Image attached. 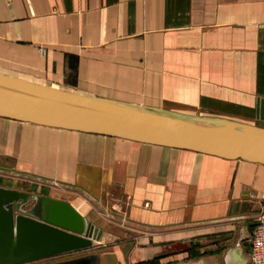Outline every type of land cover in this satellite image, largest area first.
<instances>
[{"label":"crops","instance_id":"0c3cea01","mask_svg":"<svg viewBox=\"0 0 264 264\" xmlns=\"http://www.w3.org/2000/svg\"><path fill=\"white\" fill-rule=\"evenodd\" d=\"M0 72L264 127V0H0ZM0 155L90 220L98 264H245L264 164L0 116Z\"/></svg>","mask_w":264,"mask_h":264},{"label":"water","instance_id":"95a60500","mask_svg":"<svg viewBox=\"0 0 264 264\" xmlns=\"http://www.w3.org/2000/svg\"><path fill=\"white\" fill-rule=\"evenodd\" d=\"M0 116L264 164V127L85 94L3 72ZM89 229L88 217L68 200L0 184V264L91 248ZM98 262V254L89 253L40 264Z\"/></svg>","mask_w":264,"mask_h":264},{"label":"built area","instance_id":"2783aa9c","mask_svg":"<svg viewBox=\"0 0 264 264\" xmlns=\"http://www.w3.org/2000/svg\"><path fill=\"white\" fill-rule=\"evenodd\" d=\"M249 236V261L245 264H264V208L256 216Z\"/></svg>","mask_w":264,"mask_h":264},{"label":"rangeland","instance_id":"374dc122","mask_svg":"<svg viewBox=\"0 0 264 264\" xmlns=\"http://www.w3.org/2000/svg\"><path fill=\"white\" fill-rule=\"evenodd\" d=\"M13 161L11 158L0 155V183H8L14 185H21L25 187H33L34 183L29 175H24L21 172L15 171L11 167ZM31 263V262H30ZM25 263V264H30Z\"/></svg>","mask_w":264,"mask_h":264},{"label":"trees","instance_id":"16d2710c","mask_svg":"<svg viewBox=\"0 0 264 264\" xmlns=\"http://www.w3.org/2000/svg\"><path fill=\"white\" fill-rule=\"evenodd\" d=\"M153 263V260L152 261H148V262H144L143 264H152Z\"/></svg>","mask_w":264,"mask_h":264}]
</instances>
